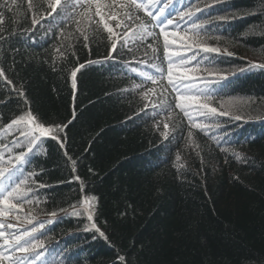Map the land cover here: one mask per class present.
<instances>
[{
	"label": "trees",
	"instance_id": "trees-1",
	"mask_svg": "<svg viewBox=\"0 0 264 264\" xmlns=\"http://www.w3.org/2000/svg\"><path fill=\"white\" fill-rule=\"evenodd\" d=\"M164 2L99 0L97 12V0H61L53 12V0H0V155L23 151L11 118L66 125L27 157L31 202L0 217L9 231L44 224L37 264H264V0H167L165 14L191 4L204 18L190 29L174 15L167 40L148 15ZM206 30L220 52L197 60L214 67L179 63ZM186 84L229 115H201L180 99Z\"/></svg>",
	"mask_w": 264,
	"mask_h": 264
},
{
	"label": "snow or ice",
	"instance_id": "snow-or-ice-1",
	"mask_svg": "<svg viewBox=\"0 0 264 264\" xmlns=\"http://www.w3.org/2000/svg\"><path fill=\"white\" fill-rule=\"evenodd\" d=\"M31 0H29V3ZM61 0H53L51 5L52 11L55 12L56 6L59 5ZM144 0H141V3H137V0H132V4H134L137 8L143 6ZM194 2V0H193ZM91 0H89L88 7L91 8ZM66 8L69 7L68 5L65 6ZM167 7V0L160 7L156 9L158 15L153 14L151 9H148V15L152 16L154 20L157 21L158 25L161 28L165 36V40H167L168 33L164 32L165 25H171L173 23L174 15H179L181 19L185 16L188 17L187 25L190 29H200L201 22L204 20L203 17H198L196 20L191 19V13L193 9L191 4L185 6L184 9L180 10L177 13L169 12L165 14V8ZM195 11H201L200 9H196ZM97 12H99V0H97ZM131 19V17H129ZM37 21L34 19L33 23ZM107 27V25H105ZM109 33L113 31L111 27H107ZM210 30H206L203 33L200 31H195L193 36L190 37L192 39L193 44L197 46L199 51L193 52L191 57H182L179 63L188 64L190 60L197 61V65L202 64L205 60L208 61V69L214 67L215 57H210L205 55L200 60H197V56L202 51L205 54L215 53L218 54L220 49L218 47L209 46L204 42L203 37L208 35ZM123 48V45L121 46ZM188 48L191 49V45H188ZM111 51H115V43H113ZM258 65H253V67H257ZM82 67V65L80 66ZM259 67H264V65H259ZM79 69L72 71V87L75 89L76 87V72ZM168 79L171 82V73H172V61L169 62V69H168ZM4 75L3 70L0 69V77ZM152 77H150L151 79ZM174 88L178 92H180V88L176 85H173ZM187 89V92H181L180 99L185 101H193L197 104V110L200 109H207V112H201V115L207 116L208 113H211L213 116H226L229 115V111L221 110L217 111V108L211 107L209 108L207 104L199 103L197 97H204L205 99L209 98L212 93L206 88H198L195 90V93L192 92L191 85H184ZM22 94V93H21ZM181 109H184L185 105L180 104L178 105ZM231 105H229V110L231 109ZM185 115H188V112L185 111ZM234 120H240V115H235L232 117ZM37 118L31 113L27 112L23 115H20L19 118H11L8 122L7 126L12 128L13 125L16 126V132L18 136L16 139L12 141V145H15L18 149H23L18 153L12 154L13 149L11 145L4 144V149L10 154L8 159L0 155V217H6L9 213H12L13 210H17L21 207V205L27 200V202H31V197L29 196V192L32 189L22 190V186L28 183V180L34 175V172L30 169H26V164L30 165L32 160L27 158L29 154H35V150L39 147V144H42L44 140L42 138L46 137L47 134L53 132V127L55 128V132L59 133L64 126H45L42 123L36 122ZM219 121L216 120H209L208 122L203 123L204 128H211V127H219ZM24 125L21 127V125ZM31 126V127H29ZM196 127H201V123H195ZM191 133H189L190 135ZM50 139L56 140L57 136L55 134L48 137ZM39 142V144H38ZM0 144H3V141L0 140ZM62 145V142H61ZM223 147V145H221ZM236 158L240 159L239 154H236ZM7 169V176L5 177V170ZM28 171V176L25 177L23 174L25 171ZM39 188L47 187L41 181H37ZM93 199H95L93 197ZM13 201H16L15 203ZM85 205L88 204V201H84ZM53 216L56 214L55 212L51 213ZM75 214V213H73ZM17 220H19V216L17 215ZM88 220H92L93 217L89 213L87 216ZM44 227V224L41 223L39 228H32L31 230H22V231H9L10 229H14L15 226L11 223H7L3 220H0V238H2L3 242L0 243V264H37L38 261H41V256L43 253L38 251L37 249L44 248V240L40 237H36L33 233L39 231ZM95 227V225H93ZM99 236L107 239L104 236V233L101 232L98 228L95 229ZM120 261H124L125 258L123 256L119 257ZM44 264V262H41Z\"/></svg>",
	"mask_w": 264,
	"mask_h": 264
}]
</instances>
